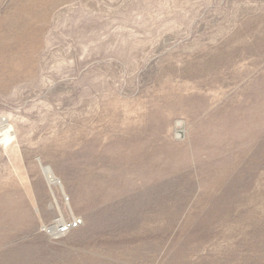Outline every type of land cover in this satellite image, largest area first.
I'll list each match as a JSON object with an SVG mask.
<instances>
[{"label": "rangeland", "instance_id": "rangeland-1", "mask_svg": "<svg viewBox=\"0 0 264 264\" xmlns=\"http://www.w3.org/2000/svg\"><path fill=\"white\" fill-rule=\"evenodd\" d=\"M0 120V264H264V0H0Z\"/></svg>", "mask_w": 264, "mask_h": 264}, {"label": "bare ground", "instance_id": "bare-ground-1", "mask_svg": "<svg viewBox=\"0 0 264 264\" xmlns=\"http://www.w3.org/2000/svg\"><path fill=\"white\" fill-rule=\"evenodd\" d=\"M9 126L7 125V123H6V121L5 120H0V132H1V134L2 135H5L6 136V138H8L7 136H8V132H9ZM5 138V139H6ZM44 169H46V177H47V180H48V183H49V185H53V184H58L59 182V180H58V178L56 177V175L54 174V172L52 171V169H50V168H45L44 167ZM59 224H61V219H58L56 222H55V225H52V226H48L47 228H46V230L49 232L50 231V233L52 234V235H61V234H63L61 231H60V229H58L57 228V226L59 225ZM50 228V230H48Z\"/></svg>", "mask_w": 264, "mask_h": 264}, {"label": "built area", "instance_id": "built-area-1", "mask_svg": "<svg viewBox=\"0 0 264 264\" xmlns=\"http://www.w3.org/2000/svg\"><path fill=\"white\" fill-rule=\"evenodd\" d=\"M52 225H55L54 223L52 224ZM52 225H50V226H52ZM78 225V223L77 222H69V223H62L61 222V224H59L58 226H57V228L58 229H60V231L63 233V234H65V233H67L69 230H71L72 228H74V227H76ZM48 230H50V228L48 229ZM47 231V230H46ZM48 232V231H47ZM49 234H50V231L48 232ZM52 235V234H51Z\"/></svg>", "mask_w": 264, "mask_h": 264}, {"label": "water", "instance_id": "water-1", "mask_svg": "<svg viewBox=\"0 0 264 264\" xmlns=\"http://www.w3.org/2000/svg\"><path fill=\"white\" fill-rule=\"evenodd\" d=\"M45 168H47V169H48V168H50V167H49V166H46ZM50 169H51V168H50ZM44 171H45V173H46V169H44Z\"/></svg>", "mask_w": 264, "mask_h": 264}]
</instances>
